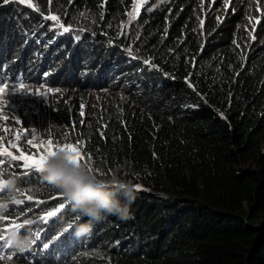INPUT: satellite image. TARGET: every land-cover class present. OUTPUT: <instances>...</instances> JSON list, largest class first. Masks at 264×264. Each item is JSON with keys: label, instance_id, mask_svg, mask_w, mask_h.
I'll return each mask as SVG.
<instances>
[{"label": "trees", "instance_id": "obj_1", "mask_svg": "<svg viewBox=\"0 0 264 264\" xmlns=\"http://www.w3.org/2000/svg\"><path fill=\"white\" fill-rule=\"evenodd\" d=\"M133 2L0 0V81L75 98L38 113L32 137L140 186L128 219L103 214L77 236L71 207L37 221L65 200L43 173L17 179L37 200L10 203L0 234L32 219L39 238L0 248V264H264V15L251 26L248 0L225 16L169 0L130 24ZM22 163L0 166L21 177Z\"/></svg>", "mask_w": 264, "mask_h": 264}, {"label": "clouds", "instance_id": "obj_2", "mask_svg": "<svg viewBox=\"0 0 264 264\" xmlns=\"http://www.w3.org/2000/svg\"><path fill=\"white\" fill-rule=\"evenodd\" d=\"M67 155L60 150L48 158L43 178L70 204L76 216V222L72 225L75 234L89 235L93 229V221H99L103 214L128 219L130 205L136 199V186L125 180L101 178L87 164L75 166L67 159ZM5 184L9 195L7 199L0 198V220L18 195L17 177L10 176ZM23 223L26 225L24 230L10 229L6 237L9 246L21 253L30 251L36 239L31 227L35 221L25 219Z\"/></svg>", "mask_w": 264, "mask_h": 264}, {"label": "rangeland", "instance_id": "obj_3", "mask_svg": "<svg viewBox=\"0 0 264 264\" xmlns=\"http://www.w3.org/2000/svg\"><path fill=\"white\" fill-rule=\"evenodd\" d=\"M169 0H134L133 6L129 9V22L130 24H135L143 12L146 9H153L160 4L167 3ZM201 6H203L207 11L212 12L215 15L225 16L230 14L231 9L234 11L233 3H240L242 0H199ZM250 1V2H249ZM248 3L252 6V10L247 15L248 24L251 26L257 25L260 21V17L264 15V0H248ZM129 24V25H130ZM6 85L15 86L18 92H23L19 95L26 97V102H18V95L13 94L9 99V104L7 101V94L9 88ZM23 86V87H21ZM0 88H4V93L0 94V136H3L4 139L0 140V148H5L9 143H16L19 145L18 148H9L8 150L13 153V155H19L21 151L24 152V155L39 156L44 155L42 151L43 147L48 146L49 140H43L39 138H33L32 135H28V139L33 141L32 145H28L23 139V135H27L30 130H28L27 125L32 123L34 117L40 113L44 112L47 109L55 107L56 100L61 102H66L71 104L75 101V98L71 93L66 90H61L59 88L47 87L43 85L36 84H20L18 82H10L8 80H2L0 83ZM59 90V91H57ZM26 91V92H25ZM8 104V105H7ZM53 105V106H52ZM7 108V111L5 109ZM57 108V107H55ZM58 109V108H57ZM56 109V110H57ZM7 116L8 120H4L3 117ZM19 121V123H17ZM32 125V124H31ZM30 125V126H31ZM3 129H9L7 133ZM16 133H23L19 141H15L13 138ZM39 145L40 147H37ZM52 149L57 150L52 144ZM62 150V148L60 149ZM58 150V151H60ZM77 151H79L76 148ZM80 152V151H79ZM1 167V166H0ZM8 176H0V179H8ZM6 193V192H5ZM0 193V197L2 194ZM17 195V199L25 201L23 204H20V209H25L27 206L32 205V202H35L37 199L33 198L32 194L27 191H22ZM28 197H31V200H28ZM44 208H47L44 207ZM57 208V207H56ZM41 208L40 210H42ZM55 208L46 211L43 215L39 216L38 222H44L41 218L44 217L49 211H53ZM39 209H33L32 214L39 213ZM51 218H49L50 220ZM48 220V221H49ZM36 221V220H34ZM45 223V222H44Z\"/></svg>", "mask_w": 264, "mask_h": 264}, {"label": "snow or ice", "instance_id": "obj_4", "mask_svg": "<svg viewBox=\"0 0 264 264\" xmlns=\"http://www.w3.org/2000/svg\"><path fill=\"white\" fill-rule=\"evenodd\" d=\"M10 2H15V0H3V3L9 4ZM20 3H24L25 0H19ZM46 19L52 20V21H58V17L56 16H49L46 17ZM60 27L63 28V32H69V27H64L63 24L59 25ZM145 63H148L147 61H145ZM0 83H2V81H0ZM7 88H9V92L7 94V101L9 104V99L8 97H10L13 94H17L18 95V102H26V97L21 96L19 94L23 93V92H18L15 88V86L13 85H6ZM23 87V86H21ZM4 88H0V94L4 93ZM59 91V90H57ZM26 92V91H25ZM7 104V105H8ZM5 111H7V108L5 109ZM83 114V113H81ZM4 120H8L7 116L3 117ZM17 123H19V121H17ZM3 131L5 133H7L9 131V129H3ZM23 135V133H16L15 137L13 138L15 141H19L21 139V136ZM28 135H32L31 132H29L27 135H23V139L24 141H26V143L28 145H32L33 141L28 139ZM4 139L3 136H0V140ZM19 145L16 143H9L7 147L5 148H0V157H8L10 159H0V165H12L13 162L15 161H22V169H23V174L21 177H17V179L21 180L22 182H26L23 180L24 177L26 176H31L34 174H38V173H44L45 170V164L46 161L48 160V158L54 156L56 154V152L58 150H53L52 149V142L49 141L48 142V146L47 147H43L42 151L44 152V155H39L37 156H32V155H24V152L21 151L19 155H13V153L11 151H9V148H18ZM37 147H40L39 145H37ZM63 151H65L68 155H67V159L73 163L75 166L79 167L82 163L81 161L84 159V157L81 155V153L79 151L76 150V147L70 144H66L64 145V148L62 149ZM91 158V157H89ZM17 167H21V165H17ZM90 170L92 169L91 167H89ZM8 174V168L7 167H0V176H5ZM6 179H0V193H5L8 192V189L6 187L5 184ZM136 189L140 190V186L136 185ZM61 198H64L63 195L60 193ZM53 199H56V197H53ZM28 200H31V197H28ZM25 201L23 200H19V199H15L12 203L15 205H20L23 204ZM38 203H46V202H38ZM70 208V204L64 200V202L59 203V206L57 208H55L53 211H49L44 217H42L41 219L47 223L49 218H55L54 220H52V225L54 226L55 223H57L59 221V216L57 215L58 213L63 214L62 210H64V212H66L68 209ZM8 211V210H7ZM6 211V212H7ZM7 217L6 215L3 216L2 220H6ZM19 219V218H17ZM14 226L15 229L18 230H24L26 225L25 223H16L15 221L11 222ZM71 227V226H69ZM37 238H39V233L35 234ZM59 239V237H58ZM55 243V242H54ZM3 247H10L9 243L6 239V236L4 234H0V248ZM43 247L45 249L49 248V244L45 243L43 245ZM5 259L4 256H0V260ZM7 259L9 261L12 260V256H8Z\"/></svg>", "mask_w": 264, "mask_h": 264}, {"label": "bare ground", "instance_id": "obj_5", "mask_svg": "<svg viewBox=\"0 0 264 264\" xmlns=\"http://www.w3.org/2000/svg\"><path fill=\"white\" fill-rule=\"evenodd\" d=\"M1 197H2V195H1Z\"/></svg>", "mask_w": 264, "mask_h": 264}]
</instances>
